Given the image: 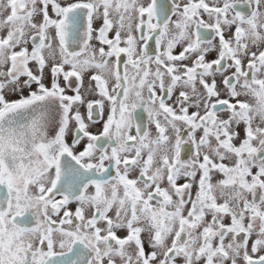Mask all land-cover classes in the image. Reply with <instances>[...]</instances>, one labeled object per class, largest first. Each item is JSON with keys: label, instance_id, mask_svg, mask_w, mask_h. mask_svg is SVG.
<instances>
[{"label": "snow or ice", "instance_id": "snow-or-ice-1", "mask_svg": "<svg viewBox=\"0 0 264 264\" xmlns=\"http://www.w3.org/2000/svg\"><path fill=\"white\" fill-rule=\"evenodd\" d=\"M0 264H264V0H0Z\"/></svg>", "mask_w": 264, "mask_h": 264}, {"label": "flooded vegetation", "instance_id": "flooded-vegetation-1", "mask_svg": "<svg viewBox=\"0 0 264 264\" xmlns=\"http://www.w3.org/2000/svg\"><path fill=\"white\" fill-rule=\"evenodd\" d=\"M176 51L178 52V51H180V49L177 48ZM214 58H215V54H214V53L211 54V55L208 57L209 60L214 59ZM99 128H100V125H97L96 127H93V128H91L90 130L93 131V132H96V131L99 130ZM68 140H69V142H71V134L69 135ZM183 182H184L183 180L180 181V183H183ZM75 207H76L75 204L71 205V208H72L73 210L75 209ZM121 235H123V233H121Z\"/></svg>", "mask_w": 264, "mask_h": 264}]
</instances>
